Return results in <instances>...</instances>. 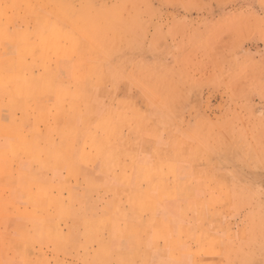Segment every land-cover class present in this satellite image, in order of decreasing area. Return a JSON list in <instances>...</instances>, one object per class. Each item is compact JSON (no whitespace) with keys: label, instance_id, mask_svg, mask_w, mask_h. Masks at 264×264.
Masks as SVG:
<instances>
[{"label":"rangeland","instance_id":"1","mask_svg":"<svg viewBox=\"0 0 264 264\" xmlns=\"http://www.w3.org/2000/svg\"><path fill=\"white\" fill-rule=\"evenodd\" d=\"M6 22L25 30V46L46 40L39 75L54 76L56 54L77 58V79L105 69L109 93L92 95L94 105L123 111L120 126L127 139L143 134L144 150L156 133L166 143L162 153H172L155 166L185 190L176 229L187 240L183 264H264V0H0ZM138 123L140 134L130 126ZM100 151L95 142L93 154ZM166 165L174 171L163 173ZM12 231L0 219V264L11 249L24 252L15 264H25V251L41 253ZM42 247L50 262L74 260L70 244L59 255L51 240Z\"/></svg>","mask_w":264,"mask_h":264},{"label":"crops","instance_id":"2","mask_svg":"<svg viewBox=\"0 0 264 264\" xmlns=\"http://www.w3.org/2000/svg\"><path fill=\"white\" fill-rule=\"evenodd\" d=\"M12 25L2 24V38L13 33ZM45 46V39H34L30 46L26 44L20 57L14 58L30 65L25 75H18L16 79L18 90L11 92L6 90L10 79L7 66L13 63V56L5 55L6 42L0 44V59H8L0 63V126L9 125L6 119L12 110L22 122L16 130L18 140H12L9 131L6 133L8 128L12 131L11 125L6 131L0 130L6 134H0V162L13 161L11 146L15 148L16 140L18 144L25 140L30 153L16 164L12 175L6 174L16 179L25 177V194L32 191L30 185L35 183L36 196H39L38 213L32 214V206L25 205V220H17L20 216L16 212L0 216L7 226L15 227L11 234L16 240L22 244H39L41 253L35 258L25 251V264L27 259L31 264H173L178 263L177 260L183 264L187 240L183 234H177L176 229L184 220L185 190L167 184L164 172L174 171L173 165H166L168 169L165 170L162 167L161 177L155 166L162 156L165 158L172 152L162 153L163 146H168L156 132L157 140L149 150H144L143 134L127 139L124 127L120 126L119 117L125 114L123 111H109L106 101L101 108L94 105L92 95L104 99L109 93L105 85L110 78L104 74L105 69L99 75L90 67L83 69V75L77 79L70 75L73 66L77 67V58L60 61L56 54V58H52L53 64L58 63L54 76L39 75L38 64L42 60L36 58ZM24 76L25 83L22 82ZM82 101L85 110L79 107ZM130 126L136 134L142 132L140 123ZM95 142L101 144L97 154H93ZM33 143L38 150L31 147ZM128 154L132 156L126 158ZM1 175L3 179L5 173ZM1 188H6L4 196L9 198L7 184L0 183ZM14 190L20 191L21 187L16 184ZM41 197L44 202L47 199L55 202V206L57 202V211L47 209L49 205L42 202ZM165 219L174 220L175 227L170 229ZM51 231L54 238L49 240L58 255L68 254L67 240L70 245L72 241V262L66 263L65 256H58L59 262H50L42 246L48 243ZM11 253L9 264H15L12 259L24 260L23 251L16 248L11 249Z\"/></svg>","mask_w":264,"mask_h":264},{"label":"bare ground","instance_id":"3","mask_svg":"<svg viewBox=\"0 0 264 264\" xmlns=\"http://www.w3.org/2000/svg\"><path fill=\"white\" fill-rule=\"evenodd\" d=\"M8 25H9V22H6ZM0 28H2V23L0 24ZM7 39L5 40V39H3L4 40V43L6 42V47L4 48V51H5V53H7V54H5L6 56H8V55H10L11 57L13 56V63H11V64H9L8 66H7V76L8 77H10V79L8 80V82H7V88H6V90L8 91H11V92H15V91H17L18 90V86L17 87H15V85H16V79H17V77H18V75H25V61H22V60H14V58H17V57H20V54H22L23 53V50H25V30H23V31H21V32H18L17 30H14L13 31V33H11L9 36H7L6 37ZM3 51V50H2ZM4 56V55H3ZM5 56V57H6ZM9 56V57H10ZM1 58H2V55H1ZM4 59H7V58H3L2 60H4ZM10 59V58H9ZM1 59H0V63H3V62H5V61H2ZM8 61V59L6 60V62ZM10 61V60H9ZM1 66V65H0ZM43 69L44 70H47L46 69V66H44L43 67ZM19 73H22V74H19ZM91 77V76H90ZM22 82L23 83H25V76L22 78ZM55 82V81H54ZM27 84V83H26ZM14 96V95H13ZM17 96H15V98L14 97H12V99H11V101L13 100V98L14 99H17L16 98ZM10 100V99H9ZM11 101H9L10 103H11ZM20 101V100H19ZM8 102V103H9ZM4 103H5V105H4ZM4 103H3V105L4 106H6V102L4 101ZM13 103V102H12ZM11 103V104H12ZM14 104H17V102L16 103H14ZM21 109H22V107L24 106L25 107V100H24V104H23V106H22V102H21ZM8 107V106H7ZM2 108H3V106H2ZM6 108V107H5ZM14 109H15V106L13 107ZM16 110H17V108H16ZM10 111V110H9ZM23 111V110H22ZM22 111H20V112H22ZM24 119V118H23ZM7 120V122H9V125L8 126H12V131H14V132H12L9 128H8V126H7V123H6V121H5V127H4V125H1L0 126V128L1 127H4V129L2 128V129H0V130H4V131H6L7 129L6 128H8V130L6 131V133L9 131V136L11 137V139L12 140H15L14 138H16L17 139V135H16V130L17 129H20V126H21V124H22V122L21 121H18L17 120V118H16V111L14 110H12L11 111V114H10V117L8 118V119H6ZM4 121V120H3ZM25 121V120H24ZM0 122H2V120L0 119ZM10 126V127H11ZM0 134H3V132H1L0 131ZM3 135H6V134H3ZM21 138V137H20ZM10 139V140H11ZM19 139V138H18ZM17 139V140H18ZM16 140V141H17ZM15 141V144L16 145H14L15 146V148H13L12 146H11V150H13V152H12V156H13V161H8V162H3V161H1L0 163V175H1V173H5V176H3V179H2V181H0V183L2 184H7V188H8V190H10L9 192H10V196H9V198H6L5 199V196L3 197H1L0 199H2V198H4L3 200H1V203H0V216L2 217H4V216H7L8 214H12V213H14V212H16L17 214H19V216L20 217H17V220H25V205H26V207L27 206H32V211H31V213L32 214H36V213H38L37 212V207H38V202H39V196L37 197L36 196V193H37V191H36V187H37V185L35 184V183H33L32 185H30L31 186V188H32V191H27L26 192V194H25V177L24 176H21L20 178H14V176H11V177H9L10 175H12V173L14 172V171H16V164H19L20 162H21V160H22V158H25V154L26 153H30V147H28L29 146V144H28V146L27 145H25L26 143H25V140H23L22 139V142H20V144H18V141L16 142ZM10 142V141H9ZM12 143H10V145H11ZM31 147L33 148V149H35V150H38V146H36V144L35 143H33L32 145H31ZM28 157H29V155H28ZM10 162V163H9ZM25 162H27V161H25ZM7 163V164H6ZM30 164V163H29ZM6 173H9L10 175L7 177V175L8 174H6ZM16 173V172H15ZM3 175V174H2ZM1 175V176H2ZM16 175V174H15ZM18 177V176H17ZM18 185V186H20L21 187V190L20 191H17V190H14V187H15V185ZM62 184V183H61ZM56 187H58V185L56 186ZM51 188V187H50ZM92 188V187H91ZM96 188H100V187H96ZM4 189H6V188H4ZM56 190V189H55ZM97 190H99V189H97ZM101 190V189H100ZM6 191V190H5ZM48 191H50V190H48ZM98 192V191H97ZM5 194V193H4ZM78 194V193H77ZM48 195V194H47ZM60 196V195H59ZM47 197V196H46ZM42 198V202H44V198L43 197H41ZM52 199V198H51ZM57 199V198H56ZM55 199V200H56ZM46 203H47V206L49 205V207H46L47 209H49V210H52V207H54L55 206V202H50V201H48V199L45 201ZM44 202V203H45ZM21 206H22V208H21ZM89 207H90V205H89ZM29 208V207H28ZM31 208V207H30ZM55 208H57V202H56V206H55ZM41 209V208H40ZM73 210V209H72ZM77 210V209H76ZM29 211V210H28ZM30 212V211H29ZM83 212V211H82ZM40 213V212H39ZM0 217V218H1ZM64 227V226H63ZM64 229V228H63ZM102 239L104 238L103 236L101 237ZM75 241V240H74ZM70 243V242H69ZM68 243V244H69ZM73 243H72V241H71V245H72ZM71 245H70V247H71ZM74 246V245H73ZM72 246V247H73Z\"/></svg>","mask_w":264,"mask_h":264}]
</instances>
